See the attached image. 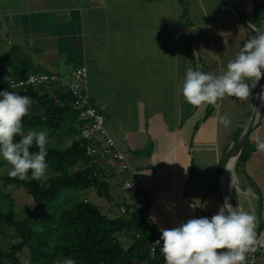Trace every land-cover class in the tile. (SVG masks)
<instances>
[{
  "label": "rangeland",
  "instance_id": "rangeland-1",
  "mask_svg": "<svg viewBox=\"0 0 264 264\" xmlns=\"http://www.w3.org/2000/svg\"><path fill=\"white\" fill-rule=\"evenodd\" d=\"M130 1L127 0V2ZM133 1H135L133 4L120 5L121 15H118L119 18L117 17L114 21L117 29L121 24L125 27L121 29V41L117 46V57L114 59V62L119 63L115 86L121 89L118 95L122 98L118 97L112 105L111 111L114 115H111V119L114 125L121 126V136L124 138V144L127 145L123 147L126 159L129 162L131 159L137 160L139 163V165L133 163L131 165L133 164L135 169L132 168L137 172L141 187L139 191L133 189L124 194L117 186L113 191L117 196V202L120 206L126 203L139 207L148 206L149 216L159 224L161 229L177 227L184 223L181 219L183 208L178 210L174 204L178 206L185 203L191 185L204 177L207 183L210 182L209 177L212 180L216 170V178L213 179L212 186L209 183L201 194L202 201L208 198L206 203L204 201V210L208 212L214 205L217 207V213L227 200L233 207L238 206L242 210L253 213L256 216L257 229L262 219L261 209L264 208L259 198L260 187L264 188V150L257 148V152L248 162V169L258 175L256 180L245 181L244 175L235 168L236 158L225 170L222 171V167L234 147L229 136L236 128L238 121L245 120L246 132L253 112L257 109V114L261 115L264 97L259 105L257 102L264 82L262 79L259 81L247 100L240 101L236 97H224L219 101V108L210 116L208 111L214 105L205 104L199 106L197 110L196 106L189 104L183 97L182 85L187 69H197L200 63L211 65V73L222 74L244 42L255 34L246 28L239 16L234 13L233 8L238 10L249 24L252 23L254 29L264 31V16L256 18L251 14L256 3L261 4L264 11L263 0H186V4H180V6L185 12L190 13L187 14L188 23L184 20L182 26L185 27L180 31L178 29V32L175 31L173 35L170 29L161 25L159 27L161 20L160 22L151 21V19L142 21L141 18L135 19L133 14L143 13L148 17L149 13L158 12L174 15V11L181 9L176 4L177 0L174 3L173 0ZM17 6V3L10 4L8 0H0L2 17ZM118 6V4H111L113 8L111 11L117 13L118 8L115 7ZM122 15H126L127 19H123ZM192 22H195V26ZM5 39V35H0V56L9 49ZM203 51L211 55L210 62L203 56ZM186 56L188 58L190 56L191 60L188 68L183 67V63L187 65ZM122 63H124L123 66H121ZM61 64L60 73L63 83L68 85L76 83L77 80L73 76L76 64L65 62ZM6 70V64L0 63V71L6 72ZM252 100H255L253 108H251ZM250 109L252 111L249 116ZM206 114L209 116L207 119ZM222 115L228 116L232 121L227 128L220 123L219 118ZM246 122L249 123L246 125ZM260 135L264 142V129ZM250 136V143L257 145V133L253 131ZM226 146L230 148L225 155ZM0 159L6 163L0 169L4 174L9 171L11 165L3 158ZM217 159L222 160L218 167L215 164ZM190 176L193 177L192 184L189 180ZM231 176L238 197L237 205L233 203L235 199L232 196L233 189L229 190L226 185ZM224 177L225 181H223ZM0 188L4 193L12 194L18 210L29 205V195L25 189L5 187L3 183H0ZM89 198L91 202L102 206L104 211L113 208L111 216L121 215V208L115 202H109L94 192L89 194ZM139 201L142 202L141 205L137 204ZM166 206H171L169 213L168 209L163 212ZM198 207L201 209V204H198ZM9 235L11 236V232ZM10 240L0 238L1 244L5 247ZM120 240L126 249L133 244L129 236H120ZM26 259L23 256L24 264H29ZM159 264H165V262L162 261ZM256 264H264V258H259Z\"/></svg>",
  "mask_w": 264,
  "mask_h": 264
},
{
  "label": "trees",
  "instance_id": "trees-1",
  "mask_svg": "<svg viewBox=\"0 0 264 264\" xmlns=\"http://www.w3.org/2000/svg\"><path fill=\"white\" fill-rule=\"evenodd\" d=\"M179 1L186 4V0ZM260 5L256 3L251 13L253 17L264 16ZM187 14L188 11L185 16ZM0 63L7 68L6 72L0 71V91H15L34 101L29 114L22 118L25 128L49 133L48 169L43 178L20 180L0 171V183L5 187L23 188L29 195V205L18 210L12 194L0 188V238L11 239L7 247L0 242V264H24L23 256L29 264H58L64 258H74L77 264H159L164 261L160 250L163 241L160 246H154L162 233L150 218L148 206L129 203L120 206L111 186L112 182H117L118 174L108 173L87 154L89 142L81 138L82 108L71 89L63 85L62 79L20 84L33 74H55L38 65L32 55L17 44L0 56ZM218 103L210 108L209 116ZM209 116L206 114V119ZM244 132L242 127L237 129L235 144ZM14 139L18 142L20 137ZM256 149L257 145L250 143L249 138L237 156L235 168L242 175ZM31 151L37 152L38 148L34 145ZM5 165L0 159V169ZM93 192L124 207L125 212L111 216L113 208L104 211L102 206L91 202L89 194ZM120 236H129L132 246L124 248Z\"/></svg>",
  "mask_w": 264,
  "mask_h": 264
},
{
  "label": "crops",
  "instance_id": "crops-1",
  "mask_svg": "<svg viewBox=\"0 0 264 264\" xmlns=\"http://www.w3.org/2000/svg\"><path fill=\"white\" fill-rule=\"evenodd\" d=\"M10 4L17 3L16 8L11 9L9 12H6L2 17L0 12V35L6 37L5 41L8 44L9 48L14 44H17L23 49L32 55L34 61L44 67L48 72L53 73L61 78L60 68L62 67L63 62L65 63H75L74 68L77 69L81 66H86L89 75V91L93 103L103 112L106 118V127L110 132L111 136L116 142V145L124 152L126 144H124V138L121 136L122 130L121 126L114 125L111 115H114V112L111 111L112 105L115 103L116 99L119 97L118 91L121 89L116 88V77L119 72V63L114 59L117 57L116 52L117 46L120 45L121 37L120 33L122 32L125 26L124 24L118 25L117 29L114 26V21L121 14L119 10L121 9L120 5L133 4L135 1L131 0H8ZM151 1V0H150ZM158 2L159 0H154ZM151 1V2H154ZM150 2V3H151ZM175 0H173V3ZM111 4H118L117 13L111 11ZM178 8H181L180 11H174V15L170 14H160L158 13H149V17L145 14L136 13L133 14L135 19L141 18L142 21L150 20L158 21L159 27H165L170 29L171 35L176 31L182 30V22L188 20V16L185 17V10L182 9L180 4L182 3L177 0ZM113 9V8H112ZM253 9L251 10V12ZM121 12V11H120ZM190 13L188 12V15ZM232 16V15H231ZM4 18V19H3ZM119 18V17H118ZM123 19H127L126 15H122ZM263 18V16H262ZM240 19V18H239ZM185 23H188L186 21ZM252 25V23H250ZM192 25L195 26V22H192ZM253 27V26H252ZM164 31V29H162ZM211 33H209L210 35ZM206 48V47H205ZM204 52V51H203ZM206 60L209 62L212 60L211 55L209 56L207 52H204ZM187 65L183 63V67H189L191 65L190 56H186ZM202 61V60H201ZM123 62V61H122ZM122 63L121 66H123ZM214 66V65H213ZM187 67V68H188ZM211 65H198L197 69L205 72L211 73ZM123 68V67H122ZM121 70V68H120ZM62 79V78H61ZM262 81L264 82V76H262ZM117 80H119L117 78ZM119 81H117L118 83ZM264 84V83H263ZM255 89V88H254ZM252 89V93L254 92ZM264 97V96H263ZM119 98H122L119 97ZM254 99V98H253ZM251 108H253L255 100H252ZM219 108V103L215 110ZM196 109L199 110V106H196ZM251 115L252 109L249 110ZM249 122H246V125ZM258 126L256 127V124ZM256 124L254 128L257 136L256 142L261 143L262 135L261 132L264 129V105L262 107L261 115H257ZM245 126V120L238 121L236 128L230 133L229 139L233 142L232 145H235L233 132L235 133L238 128ZM247 127V126H246ZM246 129L244 128V131ZM251 137V136H250ZM249 137V138H250ZM222 142V140L220 141ZM231 142V143H232ZM220 144V143H219ZM222 145V143H221ZM223 146V145H222ZM230 146H226L225 151H228ZM258 149L254 151L257 152ZM125 153V152H124ZM253 153V154H254ZM220 153L218 152V157L220 158ZM222 154V151H221ZM252 154V156H253ZM250 157V159L252 158ZM218 158V159H219ZM215 162L216 166L221 164L222 160ZM249 159V160H250ZM129 163L132 171L124 174L126 178L134 181L136 183L135 191H139L141 187V182L137 177V172L133 170V164L139 165L137 160L131 159ZM249 162V161H248ZM246 164V173L244 174L245 181L247 180H256L258 175L252 173L249 168V163ZM131 163H133L131 165ZM236 163V159H235ZM133 167V168H132ZM135 169V168H134ZM132 174V175H131ZM124 175L116 177L117 182L121 183L122 179L125 178ZM193 175V174H191ZM247 175V177H245ZM132 177V178H130ZM216 178V170L211 177H209L210 182H206L207 179L204 177L201 181L200 178L198 181H195L194 185H191V190L189 196L185 198V203L174 204L178 210L182 212V222H186L191 218L198 217H211L216 214V206L210 203L211 207L208 212L204 210V204L208 198H205V203L201 199V194L204 189H206L210 183L212 184L213 179ZM193 177L190 176V181L192 184ZM225 177L223 181H225ZM232 176L229 182L226 184L229 190H232V196L234 199V205H237V194L236 189L232 183ZM190 184V183H189ZM212 186V185H211ZM119 187V186H118ZM222 194V193H221ZM236 196V197H235ZM259 198L262 200V205L264 207V188L260 187ZM181 202V200H180ZM137 204L141 205L142 202ZM198 204H201V209L198 207ZM168 213L171 209V206H166L163 208V212ZM262 219L259 223L260 225L256 231L263 232L264 230V208L261 209ZM152 220L153 218L150 217ZM153 222L161 230V227L157 222Z\"/></svg>",
  "mask_w": 264,
  "mask_h": 264
},
{
  "label": "clouds",
  "instance_id": "clouds-1",
  "mask_svg": "<svg viewBox=\"0 0 264 264\" xmlns=\"http://www.w3.org/2000/svg\"><path fill=\"white\" fill-rule=\"evenodd\" d=\"M264 76V31L246 40L234 59L220 74L188 68L182 85V95L193 106L217 104L224 97L247 100ZM33 99L7 89L0 91V158L10 163V177L39 180L46 175L48 164L47 130L26 129V117ZM224 127L231 119L220 116ZM19 136L17 142L14 137ZM38 148L32 152L33 146ZM257 148L264 150V142ZM30 173V175H29ZM256 216L225 200L211 217L191 218L177 227L161 229L160 247L165 264H248L247 254L254 251ZM58 264H77L74 258H64Z\"/></svg>",
  "mask_w": 264,
  "mask_h": 264
},
{
  "label": "built area",
  "instance_id": "built-area-1",
  "mask_svg": "<svg viewBox=\"0 0 264 264\" xmlns=\"http://www.w3.org/2000/svg\"><path fill=\"white\" fill-rule=\"evenodd\" d=\"M73 76L77 82L72 85L63 83L57 75L48 76L39 74L31 75L26 82H21L20 84H40L50 79L55 81L61 80L66 88L71 89L77 98L78 104L82 108L80 112V120L83 122L81 138L89 142L86 150L87 154L92 157L94 163L104 168L110 174L117 173L118 175L115 178L123 173L132 171L125 153L116 145L115 140L106 127L104 114L92 103L87 67H78L73 71ZM11 82L13 85H16L14 80L11 79ZM111 186L113 190L119 186L122 193L127 194L135 189L137 185L132 180L122 179L121 183L112 182ZM121 212H125L124 207L121 208ZM253 248L255 250L247 254L250 264H256L259 258H264V232H256Z\"/></svg>",
  "mask_w": 264,
  "mask_h": 264
},
{
  "label": "water",
  "instance_id": "water-1",
  "mask_svg": "<svg viewBox=\"0 0 264 264\" xmlns=\"http://www.w3.org/2000/svg\"><path fill=\"white\" fill-rule=\"evenodd\" d=\"M225 3L231 7V5L228 4L227 2H225ZM233 11H234L235 14H237L239 16L240 20L246 26V28H248L249 30H251L252 32L255 33L256 29H254V27H252V25H250L246 21V19L239 13V11L234 9V8H233ZM263 96H264V84H263L261 92L259 94V99H258L257 105L260 104ZM257 113H258V111L256 109L255 112H253V116H252L251 122L249 124V127L247 128V131L244 133V135L242 136L240 141L234 145V147L232 148V150L229 153L228 157L226 158V160H225V162L223 164V167H222V171L225 170V168L230 164L232 159L237 158L239 153L242 151L244 146L247 144L248 139H249L251 133L253 132L255 124H256V119H257V115H258Z\"/></svg>",
  "mask_w": 264,
  "mask_h": 264
},
{
  "label": "bare ground",
  "instance_id": "bare-ground-1",
  "mask_svg": "<svg viewBox=\"0 0 264 264\" xmlns=\"http://www.w3.org/2000/svg\"><path fill=\"white\" fill-rule=\"evenodd\" d=\"M232 160H233V159H232ZM232 160H231V162H232ZM231 162H230V163H231Z\"/></svg>",
  "mask_w": 264,
  "mask_h": 264
}]
</instances>
